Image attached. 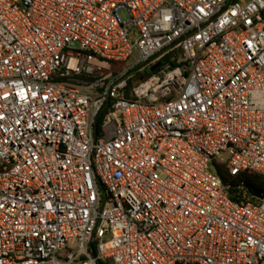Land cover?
<instances>
[{"label":"built area","instance_id":"2783aa9c","mask_svg":"<svg viewBox=\"0 0 264 264\" xmlns=\"http://www.w3.org/2000/svg\"><path fill=\"white\" fill-rule=\"evenodd\" d=\"M216 164L264 177V0H0V264H264Z\"/></svg>","mask_w":264,"mask_h":264},{"label":"trees","instance_id":"16d2710c","mask_svg":"<svg viewBox=\"0 0 264 264\" xmlns=\"http://www.w3.org/2000/svg\"><path fill=\"white\" fill-rule=\"evenodd\" d=\"M151 73H146L141 78L145 79ZM132 82L129 83V88H131ZM106 111L102 112L98 119L97 129H100L101 121L105 115ZM215 169L219 177L222 179L225 185H231V193L234 200L238 201L239 197L244 193H248L243 186L251 185L253 188L261 191L264 194V177H261L254 173H244L236 177L231 176L229 169L226 166L215 165Z\"/></svg>","mask_w":264,"mask_h":264},{"label":"rangeland","instance_id":"374dc122","mask_svg":"<svg viewBox=\"0 0 264 264\" xmlns=\"http://www.w3.org/2000/svg\"><path fill=\"white\" fill-rule=\"evenodd\" d=\"M120 16H121V18H122L123 21L128 20V14H127V12L125 10H121L120 11ZM128 65H130V63ZM113 67L116 70L121 71V70H125L126 64L125 63H116V64H114ZM134 73H136V72H132L131 74H134ZM141 77H142L141 75H138L137 78H136V80L141 79Z\"/></svg>","mask_w":264,"mask_h":264},{"label":"water","instance_id":"95a60500","mask_svg":"<svg viewBox=\"0 0 264 264\" xmlns=\"http://www.w3.org/2000/svg\"><path fill=\"white\" fill-rule=\"evenodd\" d=\"M160 64L155 65L154 67L151 68V71L154 72ZM246 189L251 192L253 195H255L257 198H263V193L255 188H253L251 185H247Z\"/></svg>","mask_w":264,"mask_h":264}]
</instances>
